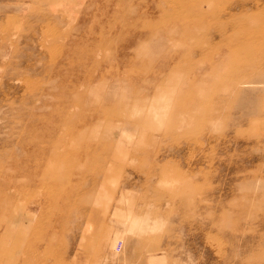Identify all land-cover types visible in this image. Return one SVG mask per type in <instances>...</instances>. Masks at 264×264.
I'll return each instance as SVG.
<instances>
[{
	"label": "rangeland",
	"instance_id": "rangeland-1",
	"mask_svg": "<svg viewBox=\"0 0 264 264\" xmlns=\"http://www.w3.org/2000/svg\"><path fill=\"white\" fill-rule=\"evenodd\" d=\"M0 264H264V0H0Z\"/></svg>",
	"mask_w": 264,
	"mask_h": 264
},
{
	"label": "clouds",
	"instance_id": "clouds-1",
	"mask_svg": "<svg viewBox=\"0 0 264 264\" xmlns=\"http://www.w3.org/2000/svg\"><path fill=\"white\" fill-rule=\"evenodd\" d=\"M147 41L142 42L141 46L138 47H142L144 45H147ZM157 105H163L166 103V98H162L156 102H154ZM165 109L164 108H155L153 109L154 112V121L157 124H160L162 126V120H163V116L165 113ZM227 130V125L224 121L220 120V121H215L214 123H212L209 126V131L211 135H216V136H223L225 131ZM238 191H243V186L238 185Z\"/></svg>",
	"mask_w": 264,
	"mask_h": 264
}]
</instances>
